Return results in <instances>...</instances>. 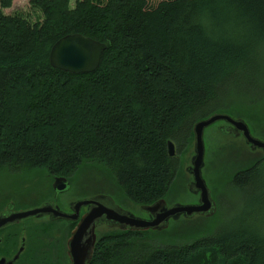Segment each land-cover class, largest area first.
Listing matches in <instances>:
<instances>
[{
  "label": "trees",
  "instance_id": "1",
  "mask_svg": "<svg viewBox=\"0 0 264 264\" xmlns=\"http://www.w3.org/2000/svg\"><path fill=\"white\" fill-rule=\"evenodd\" d=\"M70 1L28 0L31 21L0 0V170L79 169L121 204L171 203L186 195L169 139L183 151L192 124L215 111L264 137V0ZM75 32L106 45L93 72L49 63L56 40ZM253 157L217 146L206 175L264 213V158ZM200 219L101 234L90 264H264V214Z\"/></svg>",
  "mask_w": 264,
  "mask_h": 264
},
{
  "label": "water",
  "instance_id": "2",
  "mask_svg": "<svg viewBox=\"0 0 264 264\" xmlns=\"http://www.w3.org/2000/svg\"><path fill=\"white\" fill-rule=\"evenodd\" d=\"M105 48V43L101 41L78 32L69 33L60 37L52 45L49 51V63L54 68L70 73H90L99 66ZM213 123L220 124L221 132L228 135V139L225 140H233L230 136L239 137L241 150L243 148L256 157L264 156V138L253 133L243 117L215 111L196 120L191 127L192 141L189 145L190 150L187 152L189 159L185 166L186 170L181 172L184 179V194L189 192L197 198L194 201L171 203L160 198L150 204L140 205L128 202L124 206L117 203L109 193L78 200V205H85L87 208L73 228L67 242L71 264H90L101 234L118 231L160 232L168 228L171 222L180 220L192 222L200 217L211 218L216 213V202L212 196L210 183L202 174V169L204 167L206 169L207 166L204 161L203 132ZM234 141L236 143V140ZM167 153L170 157L176 153L174 141L171 139L167 141ZM64 180L66 181V178L56 177L52 187L57 189L59 182ZM101 192L104 191L101 190ZM12 206L11 203L9 207ZM3 212L5 210L0 213V226L46 214L53 215L55 218L68 217L50 202L10 211V214Z\"/></svg>",
  "mask_w": 264,
  "mask_h": 264
},
{
  "label": "flooded vegetation",
  "instance_id": "3",
  "mask_svg": "<svg viewBox=\"0 0 264 264\" xmlns=\"http://www.w3.org/2000/svg\"><path fill=\"white\" fill-rule=\"evenodd\" d=\"M78 170L68 176L62 175L66 181H60L57 189L52 187V183L60 176L39 170L43 178L36 175V184L40 185L36 193L29 190L32 188L29 182L21 181V177H18H27L32 171L21 170L14 173L8 169L0 170V173L14 175L13 180L0 179V213L5 210L3 213L10 214V211L50 202L68 216L55 218L46 214L1 225L0 264H71L67 242L87 208L85 205H78L77 201L97 194H107L95 186L93 177L88 178V186L77 180ZM11 203L13 206L9 207Z\"/></svg>",
  "mask_w": 264,
  "mask_h": 264
},
{
  "label": "rangeland",
  "instance_id": "4",
  "mask_svg": "<svg viewBox=\"0 0 264 264\" xmlns=\"http://www.w3.org/2000/svg\"><path fill=\"white\" fill-rule=\"evenodd\" d=\"M71 5L74 3V0H71ZM3 11L6 14H13V13H17V14H21L22 16L28 18L31 21H34L36 18L33 14V10L29 5L28 0H13L12 6L10 8H5L3 9ZM264 70V68H263ZM263 76L264 73L262 72ZM252 94H254V91H251ZM261 138H264L260 135H258ZM203 138H204V143H205V154H204V161L207 163L208 161V157L210 152L217 146H224L225 144H228L229 146H233L236 147L237 144V148H239V146L241 145V143H239V137H232L230 136V138H232L233 140H225L228 139V135L224 134L221 132L220 129V124L217 123H213L211 125H209L208 127L205 128L204 132H203ZM236 140V143L235 141ZM238 141V142H237ZM190 144V143H189ZM189 144L184 148L183 151L180 152V150L178 151V153L176 152V158L178 160L177 165L179 170H182L185 172L186 170V163L189 159L187 152L190 150ZM180 152V153H179ZM207 165V164H206ZM211 170V169H210ZM79 173V172H78ZM0 179H9V180H13V176L10 173H0ZM39 175L41 178H43V176L38 172V171H32L30 172V174L25 177L24 175H19L18 177H21V181H27L31 184L32 188L29 189L30 191H32L33 193H36L38 191V189L40 188V185L37 186L36 182H37V177L36 175ZM202 174L205 176V178L207 179V175H206V169L205 167L202 169ZM77 176V175H76ZM90 174L86 173L82 175H80L79 177L77 176V180L83 181V184L85 185H89L90 181L88 178H90ZM76 179V177H75ZM104 180H101L99 182H96L95 186H101L102 182ZM208 181V179H207ZM225 181V179L220 183V185L216 184L215 190L212 188V186L209 184L210 188H211V192L212 195H214V197L216 198L217 204L219 205V209H217L218 213L216 215V217H214L213 221H211V224H218L222 221H226V219H237L240 215L248 213L249 215L252 216H257L258 214H264L263 211H261L263 209V204L258 207V209H256L255 211H251L248 212V208H249V202L246 203L247 201V194L244 193L243 191H239V193L234 190V188L232 187V184H223V182ZM258 181L260 182V184L263 186L264 188V174L258 178ZM209 183V182H208ZM94 184V183H92ZM114 190H117V187H113ZM15 191H18L17 189H15ZM218 193V194H217ZM15 195L16 192H15ZM197 197L189 192L186 193V196L184 198H180L178 201H194ZM125 204H128V201H125ZM198 223V224H203V220L196 218L195 220H193L192 223ZM172 224V222L170 223ZM209 224V225H211ZM179 238L174 239V241H178ZM174 241H171L174 244ZM160 242H164L165 244H171L169 239H166L165 241H160Z\"/></svg>",
  "mask_w": 264,
  "mask_h": 264
},
{
  "label": "bare ground",
  "instance_id": "5",
  "mask_svg": "<svg viewBox=\"0 0 264 264\" xmlns=\"http://www.w3.org/2000/svg\"><path fill=\"white\" fill-rule=\"evenodd\" d=\"M105 49H106V48H105ZM105 49H104V50H105ZM103 52H104V51H103ZM52 67H53V66H52ZM53 68H54V67H53ZM56 69H57V68H56ZM59 70H61V69H59ZM95 70H96V69H95ZM95 70H94V71H95ZM63 71H64V70H63ZM73 74H82V73H73Z\"/></svg>",
  "mask_w": 264,
  "mask_h": 264
}]
</instances>
